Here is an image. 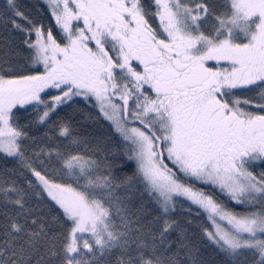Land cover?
Here are the masks:
<instances>
[{
    "label": "snow or ice",
    "instance_id": "snow-or-ice-1",
    "mask_svg": "<svg viewBox=\"0 0 264 264\" xmlns=\"http://www.w3.org/2000/svg\"><path fill=\"white\" fill-rule=\"evenodd\" d=\"M0 264H264V0H3Z\"/></svg>",
    "mask_w": 264,
    "mask_h": 264
},
{
    "label": "trees",
    "instance_id": "trees-1",
    "mask_svg": "<svg viewBox=\"0 0 264 264\" xmlns=\"http://www.w3.org/2000/svg\"><path fill=\"white\" fill-rule=\"evenodd\" d=\"M2 2H3V0H0V3H2ZM24 3L30 6V5H32L34 3H36V0H24ZM103 123H104V128L103 129H100L98 125L96 126V128L98 130H100V131H107L108 130V122L104 121Z\"/></svg>",
    "mask_w": 264,
    "mask_h": 264
}]
</instances>
